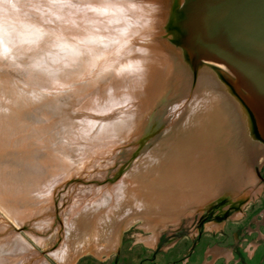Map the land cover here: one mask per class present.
I'll use <instances>...</instances> for the list:
<instances>
[{
    "label": "bare ground",
    "instance_id": "1",
    "mask_svg": "<svg viewBox=\"0 0 264 264\" xmlns=\"http://www.w3.org/2000/svg\"><path fill=\"white\" fill-rule=\"evenodd\" d=\"M181 1L0 0V210L17 225L41 219L31 234L41 247L61 242L44 219L56 192L69 179L103 178L121 148L154 132L128 174L113 186L97 181L67 213L51 251L59 264L108 255L133 224L153 234L251 181L234 106L216 80L202 75L184 106L189 65L221 72L239 92L225 66L194 67L176 43ZM22 246L1 245L0 264H28Z\"/></svg>",
    "mask_w": 264,
    "mask_h": 264
},
{
    "label": "rangeland",
    "instance_id": "2",
    "mask_svg": "<svg viewBox=\"0 0 264 264\" xmlns=\"http://www.w3.org/2000/svg\"><path fill=\"white\" fill-rule=\"evenodd\" d=\"M167 27V31H170V23ZM210 67L214 68L211 65ZM189 69L190 72H187L189 87H184L188 97L186 96L184 106L187 107L197 96L198 83L204 75L216 80L218 84L215 86L216 91L225 96L232 107L234 106L233 111L237 117L236 125L239 130L238 141H241V138L244 142L243 154L248 162L250 174L248 178H251V181L244 183L236 193L225 191L206 208L187 210L177 221L165 222L156 227L153 234L152 231L143 229L141 222H137L121 231L120 242L115 251L101 258L91 254L82 255L75 264H210L209 261L212 259L213 264H264V148L252 139L258 138L247 111L243 108L240 112L237 111V107L235 108L228 89L236 96L237 94L226 75L206 68L200 72L199 67L194 70L191 65ZM195 76L197 81L193 85ZM153 133V130H150L143 141H134L121 148L114 155L116 157L113 164L105 169L106 173L101 174L103 178H100V174L92 173L86 180L69 179L67 184L56 192L55 205L50 207L44 219L48 218L45 219L46 224L49 220L50 223H56L54 229L47 232L48 236L53 235L56 228L62 230L60 243L41 247L31 235L39 233L37 224L41 219L35 218L29 221L30 224L17 225L0 210V246H8L12 240L19 241L26 249L24 254L29 257L28 264L37 261L59 264L51 255V251L58 250L63 243V222L67 213L77 211L74 204L79 199H91L92 196L87 192L97 181L100 187L113 186L121 177L128 174L133 165L155 144ZM4 225L8 227L3 230L1 228ZM70 244L71 242L67 244V249Z\"/></svg>",
    "mask_w": 264,
    "mask_h": 264
},
{
    "label": "water",
    "instance_id": "3",
    "mask_svg": "<svg viewBox=\"0 0 264 264\" xmlns=\"http://www.w3.org/2000/svg\"><path fill=\"white\" fill-rule=\"evenodd\" d=\"M172 28L194 67L225 66L264 142V0H182Z\"/></svg>",
    "mask_w": 264,
    "mask_h": 264
},
{
    "label": "crops",
    "instance_id": "4",
    "mask_svg": "<svg viewBox=\"0 0 264 264\" xmlns=\"http://www.w3.org/2000/svg\"><path fill=\"white\" fill-rule=\"evenodd\" d=\"M216 258H217V257H215V259H216ZM209 262H210V264H213V263H214V259L210 260Z\"/></svg>",
    "mask_w": 264,
    "mask_h": 264
}]
</instances>
